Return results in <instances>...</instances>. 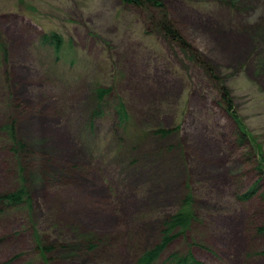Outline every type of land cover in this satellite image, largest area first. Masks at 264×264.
I'll use <instances>...</instances> for the list:
<instances>
[{
  "label": "rangeland",
  "instance_id": "rangeland-1",
  "mask_svg": "<svg viewBox=\"0 0 264 264\" xmlns=\"http://www.w3.org/2000/svg\"><path fill=\"white\" fill-rule=\"evenodd\" d=\"M141 1L0 0V264H264V0Z\"/></svg>",
  "mask_w": 264,
  "mask_h": 264
},
{
  "label": "trees",
  "instance_id": "trees-1",
  "mask_svg": "<svg viewBox=\"0 0 264 264\" xmlns=\"http://www.w3.org/2000/svg\"><path fill=\"white\" fill-rule=\"evenodd\" d=\"M124 3H129L130 5L134 6H142L141 4L145 3L141 0H121ZM152 4V2L149 0ZM166 33L172 39H178L177 34H175L171 29L165 27ZM44 43H49L55 46L56 50H60L61 41L60 38L56 34H51L47 36H43ZM103 93H99L101 96ZM226 103V100L223 99ZM102 106V104H101ZM121 110L117 112V114L121 116H125V111L123 106H120ZM229 110V109H228ZM116 114V115H117ZM97 115V114H95ZM12 128H6V135L8 137V142L10 143V149L12 151V155L15 157L17 162V169H18V176L19 182L21 185L18 186V189L12 190L10 192H5L0 194V214L4 213L5 211H9L12 208H24L26 206V210L29 211L30 209V192L26 185V178L25 176V169L26 167L23 164L24 157L29 155V151H27L26 145L22 142L17 141L13 136ZM23 164V165H22ZM25 167V168H24ZM255 186L249 189L246 193L238 195L237 198L241 201H247L250 199L255 193ZM24 206V207H22ZM197 221V214L196 211L193 209V199L190 195H187L181 202L178 208V211L172 215L169 219L164 222L165 229L169 231L178 230L179 233L186 232L190 226ZM260 233H264V227L258 230ZM178 233V232H176ZM178 234L167 235L166 232L161 234V241L158 245H155L152 249L147 250L140 256L137 261V264H152L159 257L162 253L166 250L168 245L176 239ZM36 243V247L43 250L41 247V242L39 237L35 236L34 239ZM0 243H2V239H0ZM45 251V250H44ZM264 256V253H263ZM168 264H203L197 260H195L190 253L185 254H177L173 253L170 255L168 259Z\"/></svg>",
  "mask_w": 264,
  "mask_h": 264
}]
</instances>
